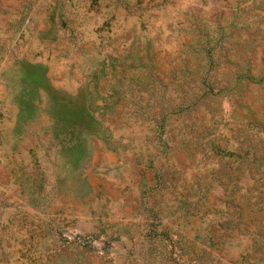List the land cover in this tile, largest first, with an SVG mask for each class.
<instances>
[{
    "label": "rangeland",
    "instance_id": "1",
    "mask_svg": "<svg viewBox=\"0 0 264 264\" xmlns=\"http://www.w3.org/2000/svg\"><path fill=\"white\" fill-rule=\"evenodd\" d=\"M0 264H264V0H0Z\"/></svg>",
    "mask_w": 264,
    "mask_h": 264
}]
</instances>
